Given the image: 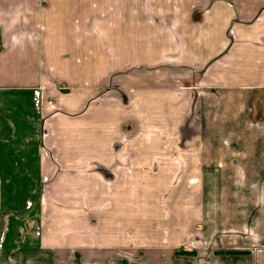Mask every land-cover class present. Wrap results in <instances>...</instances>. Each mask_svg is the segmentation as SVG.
<instances>
[{
  "label": "crops",
  "instance_id": "obj_1",
  "mask_svg": "<svg viewBox=\"0 0 264 264\" xmlns=\"http://www.w3.org/2000/svg\"><path fill=\"white\" fill-rule=\"evenodd\" d=\"M0 40V264H264L178 253L206 209L174 195L191 147L158 139L197 107L222 138L245 101L264 139V0H0ZM251 153L264 161V145Z\"/></svg>",
  "mask_w": 264,
  "mask_h": 264
},
{
  "label": "rangeland",
  "instance_id": "obj_2",
  "mask_svg": "<svg viewBox=\"0 0 264 264\" xmlns=\"http://www.w3.org/2000/svg\"><path fill=\"white\" fill-rule=\"evenodd\" d=\"M164 6L165 4H161L159 1L157 8L156 5L152 8L144 6V11L156 15L157 12L163 10ZM128 61L127 89L125 91L127 97H130L135 86L134 76L140 71L134 68V57H128ZM146 69L149 70V68ZM233 69V77H227V79H238L239 81L247 79L246 75L241 73V71L247 70L246 68L237 66ZM249 79L252 80L250 77ZM106 87V84L97 87L95 89L96 97ZM117 88L113 84L109 87L111 92L118 90ZM240 92L242 93L240 100L245 101L249 91ZM97 104L98 101L95 102V105ZM84 107L81 110L86 111V109H83ZM201 108L205 109L202 106ZM198 109L199 107L192 114L190 122L162 123L158 127L159 134H173L169 139L164 135L159 136V145L174 144V146L191 147L185 154L179 153V150L175 153L176 161L182 159L186 162L190 161L192 167L189 168V163L184 170L176 171L174 195L182 197L183 194L189 191L192 197V213L195 211L197 213L198 206L199 209H202L203 206L206 209L205 219H201V226L203 224L205 228L199 229L197 226H200V223L196 220L192 230H196L197 234L192 237L198 238L191 240L192 246L187 251H195L196 254L198 251L199 258L205 252L214 256L245 252L246 254L254 253L255 257H264V161L261 157L256 161L251 160L253 156L251 153L252 148L264 145L261 134H259V137L257 136V133L262 130L261 121L257 123L248 120L247 113L249 111L246 101L239 103L237 107L233 108L236 109L235 113L239 114L238 120L223 122L224 136L220 138L214 133L215 129L221 128V124L200 121L202 113L198 114ZM250 110L255 114V117L261 120V105L255 106L254 109L250 106ZM98 112H102V109ZM131 112H133L132 109ZM139 124L145 126V123ZM166 125H168V128H164ZM171 126L174 127V130L170 129ZM217 133L219 132L217 131ZM226 133L229 135L228 137H225ZM201 134H204V137ZM131 140L132 138H127L128 143ZM204 145L206 153L196 154L198 147ZM220 145L225 146L226 149H222ZM235 145L245 147V152L230 151V146ZM217 147H220V149H215ZM201 155L205 156V159H201ZM262 155L264 156V154ZM195 158H197V162H195ZM203 161H207V169H204ZM182 172H184L186 178H182L184 176ZM204 172L206 173V180H203ZM48 173L49 171L45 172L47 179L52 176L51 173ZM184 179L186 182L183 183ZM188 181H191L190 185ZM203 182L205 183V193L202 189ZM201 229L203 232L198 234Z\"/></svg>",
  "mask_w": 264,
  "mask_h": 264
},
{
  "label": "trees",
  "instance_id": "obj_3",
  "mask_svg": "<svg viewBox=\"0 0 264 264\" xmlns=\"http://www.w3.org/2000/svg\"><path fill=\"white\" fill-rule=\"evenodd\" d=\"M178 253L180 254H186V255H195L196 252L195 251H186L181 249L180 251H178ZM229 254H246L245 252H233V253H229Z\"/></svg>",
  "mask_w": 264,
  "mask_h": 264
},
{
  "label": "built area",
  "instance_id": "obj_4",
  "mask_svg": "<svg viewBox=\"0 0 264 264\" xmlns=\"http://www.w3.org/2000/svg\"><path fill=\"white\" fill-rule=\"evenodd\" d=\"M2 48V41L0 40V50ZM39 95V93H37Z\"/></svg>",
  "mask_w": 264,
  "mask_h": 264
}]
</instances>
